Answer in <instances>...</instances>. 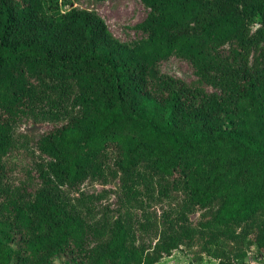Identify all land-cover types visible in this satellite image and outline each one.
I'll use <instances>...</instances> for the list:
<instances>
[{"label": "trees", "instance_id": "1", "mask_svg": "<svg viewBox=\"0 0 264 264\" xmlns=\"http://www.w3.org/2000/svg\"><path fill=\"white\" fill-rule=\"evenodd\" d=\"M143 1L145 37L126 42L94 10L0 0V264H157L200 236L219 264H236L224 237L264 254V0ZM174 54L215 90L161 72ZM60 83L76 86L78 113L32 150L18 126L56 119L42 104ZM111 164L129 176L117 218L92 223L62 186L102 179ZM145 166L218 210L196 225L183 207L155 226L135 209ZM152 226L151 242L138 236Z\"/></svg>", "mask_w": 264, "mask_h": 264}, {"label": "rangeland", "instance_id": "2", "mask_svg": "<svg viewBox=\"0 0 264 264\" xmlns=\"http://www.w3.org/2000/svg\"><path fill=\"white\" fill-rule=\"evenodd\" d=\"M62 7L72 5L87 8L98 12L107 21L113 34L122 41L131 42L145 37V33L137 27L148 15L149 8L143 0H61ZM259 26L255 21L252 30ZM258 54V53H257ZM258 56V55H257ZM160 70L174 77H180L191 86L208 91H214L215 87L207 83L197 73L191 61L180 55H172L161 62ZM37 93L41 94L40 88ZM78 90L72 83L53 85L47 93V99L42 104L44 111L50 110L56 116L55 120H36L28 118L22 121L18 130L25 135L31 144V149H36V142L43 136L49 126L54 123L66 122L70 117L78 113L76 94ZM39 152L37 151V154ZM142 171L146 180L140 185L141 195L135 209L138 213H149L156 226L164 212L174 213L189 207V216L192 222L199 225L200 222L212 218L219 208V201H214L206 207L193 203L190 194L183 184H179L169 176L155 173L149 166ZM25 175L16 172L10 179V183L17 186L25 180ZM129 176L111 164L106 176L102 179H87L77 187L62 186L65 195L77 207L81 214L92 223L117 218L118 203L117 194L122 189L123 181ZM160 224V223H159ZM228 226L239 229V226L230 223ZM149 230L139 229L138 236L151 242L155 231L152 226ZM235 241L231 238H223L226 252L232 255L236 264H264V254L259 251L249 239L242 237ZM205 241L200 236L198 242L188 247L182 245L173 251L171 255L163 257L157 264H219L221 258L214 252L203 248ZM245 252L244 257L237 254Z\"/></svg>", "mask_w": 264, "mask_h": 264}]
</instances>
